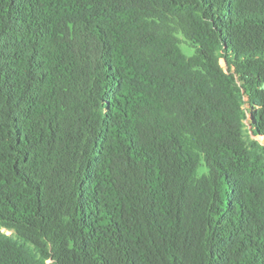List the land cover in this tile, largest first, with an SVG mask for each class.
<instances>
[{
    "label": "trees",
    "instance_id": "1",
    "mask_svg": "<svg viewBox=\"0 0 264 264\" xmlns=\"http://www.w3.org/2000/svg\"><path fill=\"white\" fill-rule=\"evenodd\" d=\"M0 264H264V0H0Z\"/></svg>",
    "mask_w": 264,
    "mask_h": 264
},
{
    "label": "rangeland",
    "instance_id": "2",
    "mask_svg": "<svg viewBox=\"0 0 264 264\" xmlns=\"http://www.w3.org/2000/svg\"><path fill=\"white\" fill-rule=\"evenodd\" d=\"M183 49H184V51L186 52V53H188V54H190L191 52L189 51V49L185 46V45H183ZM221 64L223 65V62L221 61Z\"/></svg>",
    "mask_w": 264,
    "mask_h": 264
}]
</instances>
